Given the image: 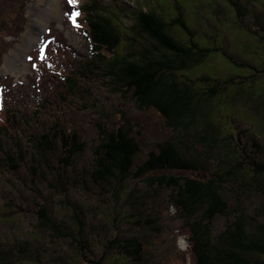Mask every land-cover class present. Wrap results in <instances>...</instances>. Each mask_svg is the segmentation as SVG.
Segmentation results:
<instances>
[{"label":"rangeland","instance_id":"rangeland-1","mask_svg":"<svg viewBox=\"0 0 264 264\" xmlns=\"http://www.w3.org/2000/svg\"><path fill=\"white\" fill-rule=\"evenodd\" d=\"M92 1L77 0L70 5L68 0H0V129L6 131L1 136L6 150L14 154L21 147L26 156L17 171L0 162V264H91L100 260L103 264H138L112 245L130 237L141 240L149 264H195L188 227L204 218V209L188 220L173 202L174 191L151 189L143 180L129 181L137 201L121 205L109 189L98 188L90 177L93 152L100 142L98 127L103 124L115 128L129 123L142 146L135 165L167 141H185L203 152L201 141L196 140L202 135L199 126H192L197 131L188 133L173 131L156 111L140 110L132 98L117 92L102 69H95L100 76L87 74L85 82L74 77L84 62L94 59L80 9ZM97 1L124 20L129 32L126 39H136L132 33L137 29L133 15L137 11L162 10L159 13L167 22L179 15L178 5L188 27L195 30L194 41L210 51L201 64L178 76L189 77L196 90L207 87L195 82L202 77L225 84L213 100L211 121L224 133L234 128L237 135L241 129L255 133L264 159V0ZM233 4L239 6L237 13ZM73 11L80 13L75 24ZM173 31L180 32L178 28ZM138 42L143 41L138 38ZM130 46L125 40L116 53H101L112 59L126 54ZM66 78L76 79L83 92L70 88ZM237 122L243 128L235 127ZM55 125L86 143L72 167H64L59 146L44 158L35 148L38 138ZM242 135L254 150L253 139ZM210 161L203 172L165 171L150 176L214 179L225 164ZM244 180L242 184L256 187L262 182L252 173ZM242 184L225 188L232 217L213 220L211 229L217 235L234 214L243 213L249 223L262 224L264 196L258 190L242 191ZM76 213L85 238L78 236ZM153 218L156 226H148ZM255 259L264 264V257Z\"/></svg>","mask_w":264,"mask_h":264},{"label":"trees","instance_id":"trees-1","mask_svg":"<svg viewBox=\"0 0 264 264\" xmlns=\"http://www.w3.org/2000/svg\"><path fill=\"white\" fill-rule=\"evenodd\" d=\"M176 7L179 15L167 22L159 13L162 10L137 11L133 14L137 32L132 27L135 31L132 35L136 39H126L129 32L123 26V19L97 0L86 2L80 9L84 14L94 59L84 62L74 77L85 82L87 74L100 76L102 74L95 69H102L103 75L110 79L117 92L132 98L140 110L156 111L173 131L188 133L197 131L192 126H199L202 135L196 140L201 141L203 152L196 145H188L185 141L180 144L167 141L149 151L141 165H135L142 146L133 135L129 123L115 128L103 124L98 127L100 142L93 152L90 177L98 188L109 189L112 198L121 202V205L131 200L137 201L133 196L135 189L128 188L129 181L143 180L151 189L174 191L173 202L186 212L188 220L204 209V218L188 227L195 264H262L255 258L264 257V212L261 213L262 224L249 223V218L240 213L234 214V219L220 235L211 229L216 217H232L226 200L227 185L239 186L252 173L254 178L261 179V186L242 184V191L258 190L264 196V159L260 158L261 149L255 133L241 129L243 131L237 135L235 128L224 133L219 124L211 121L213 100L221 95L225 84L221 81L212 83L209 77H202L195 82L207 87L196 90L189 77L178 76V73L186 74L201 64L210 51L194 41L195 30L188 27L181 8L178 5ZM233 8L237 13L239 6L233 4ZM174 28L180 32H174ZM138 38L143 42L139 43ZM125 40L131 44L126 54L108 59L101 53H116ZM76 79L66 78V81L71 82L70 88L83 92ZM233 124L243 128L240 123ZM242 133L253 139L254 150L243 141ZM2 134H6L4 129H0V162L10 164L12 170L17 171L25 160V152L21 147L15 149L14 154L12 150H6ZM35 145L42 158L47 153H54L59 146L64 167H72L74 159L86 150V143L77 134H66L57 125L41 135ZM210 159L225 164L222 166L223 171L214 179L195 180L164 174L150 176L165 171L203 172ZM43 215V218L47 217L45 213ZM79 217L80 214L76 213L78 236L85 238L84 225ZM156 224V218L147 222L148 226L155 227ZM154 230L158 232L157 228ZM112 245L121 248L134 262L149 264L139 238L130 237L122 244L117 240ZM1 262H4L3 258ZM91 264L103 263L100 260L92 261Z\"/></svg>","mask_w":264,"mask_h":264},{"label":"snow or ice","instance_id":"snow-or-ice-1","mask_svg":"<svg viewBox=\"0 0 264 264\" xmlns=\"http://www.w3.org/2000/svg\"><path fill=\"white\" fill-rule=\"evenodd\" d=\"M68 3H69L70 5H75V4L77 3V0H68ZM79 15H80V13L77 12V11H73V12L71 13V19H72V21H73L74 24H75L76 17L79 16ZM77 26H78V25H77Z\"/></svg>","mask_w":264,"mask_h":264}]
</instances>
